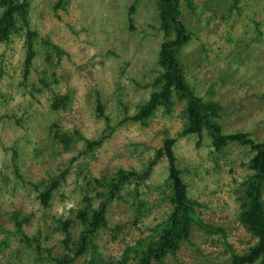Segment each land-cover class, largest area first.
Masks as SVG:
<instances>
[{
    "label": "rangeland",
    "instance_id": "1",
    "mask_svg": "<svg viewBox=\"0 0 264 264\" xmlns=\"http://www.w3.org/2000/svg\"><path fill=\"white\" fill-rule=\"evenodd\" d=\"M27 1L28 27L36 31L38 52L29 78L23 76L27 25L19 23L10 41L0 44V264H38L37 244L32 242L31 247L14 233L13 211L30 216L23 226L29 237L38 236L41 247L52 246L60 255L65 252L62 236L54 228L58 219L71 217L72 237L79 236L82 224L76 212L86 203L87 192H97L89 182L110 178L120 168L141 173L166 137L177 139L176 162L190 197L201 203L198 216L223 232L193 227L190 239L181 242L165 264H225L253 245L255 238L238 218L237 197L241 182L252 173L247 167L249 146L232 143L217 151L207 132L202 138L180 135L186 101L177 96L170 112L159 107L146 125L124 120L155 89L152 82L161 70L158 52L171 38L160 28L157 0H64L57 8L59 0ZM187 1L179 0L180 19L191 35L180 57L189 82L198 95L225 105L221 119L225 132L247 131L263 141L264 0H240L234 10V0H192V6ZM45 40L59 45L65 55L59 58L52 51L47 60ZM66 94L68 105L53 108L55 97ZM99 103L113 128H106L98 116ZM54 124L83 138L65 150L53 138ZM87 141L101 142L89 150ZM66 170L44 208L32 183H49ZM167 178L168 161L163 156L148 178L129 181L122 198L109 203V227L95 239L104 262L116 264L128 245L150 235V229L167 217L171 210ZM102 199L94 198L95 205ZM91 257L87 253L73 264H87ZM128 264H137L135 256Z\"/></svg>",
    "mask_w": 264,
    "mask_h": 264
},
{
    "label": "trees",
    "instance_id": "2",
    "mask_svg": "<svg viewBox=\"0 0 264 264\" xmlns=\"http://www.w3.org/2000/svg\"><path fill=\"white\" fill-rule=\"evenodd\" d=\"M240 0H234L231 10L238 8ZM192 6V0L187 1ZM64 0H59L55 7L62 5ZM157 7L160 17V28L165 36L171 34V38L163 41L158 52L157 62L161 68L158 75L154 78L152 84L155 89L149 97L140 104L139 108L132 115L126 114L124 120H131L146 125L148 120L159 107H164L170 112L174 105V97L184 99L186 105L183 109L185 122L180 135L196 134L202 138L203 134L211 137L212 146L217 151L224 150L232 143L246 145L250 147L252 156L247 163L251 170L246 179L241 182L242 189L237 195L240 201V212L238 218L245 229L255 238V243L248 247L243 253L232 255L231 260L225 264H264V140H257L247 131L237 130L225 132L221 122L225 113V105L221 100L214 98H204L195 93L194 87L188 80L186 68L180 57L181 49L190 41V32L185 23L180 19L181 8L179 0H157ZM29 2L27 0H0V44L10 41L11 36L19 30V23L27 25L25 33L26 55L23 65V76L29 78L32 68L35 64L37 49L35 47L36 31L28 27ZM131 14L134 8L130 9ZM48 48L46 59L50 60L51 53L54 51L59 58L65 55V51L51 40H45ZM264 98V92L261 93ZM69 95L57 96L53 101V108H64L68 105ZM105 107L102 103L97 106L98 116L106 122V128L111 127L110 117L105 114ZM0 117V122H1ZM53 126L56 129L53 132L54 140L64 144L65 150L72 148L75 140L83 138V135L76 132V137L60 130L57 124ZM101 142V141H100ZM99 141H87V148L91 150L93 146L100 144ZM177 139L166 137L161 148L156 150L154 158L149 165L141 172L136 170H126L120 168L110 178L102 176L94 178L89 182L95 187L96 194H85L84 206L77 210L76 218L82 224V230L79 236L72 237L70 226L73 223L71 217L58 219V224L54 231H60L62 236V246L65 252L56 255L53 253V247H41L38 236L29 237L23 226L30 220L29 215L21 216V211H13L10 216V224L15 226V234L20 241L32 247L35 242L34 262L38 264H73L76 259L87 253L92 257L87 264H108L103 261L101 254L97 251L95 239L99 231L109 227L107 218L108 205L116 198H122V191L125 185L132 180L136 182L144 181L150 175L152 166L163 156L168 161L167 184L170 190L169 201L171 210L167 217L159 222L150 230L152 233L139 239L136 244L128 245L124 250L121 259L116 260V264H128L129 260L135 256L137 264H165V258L169 254H176L181 242L189 240L193 227H197L206 233L223 232L222 228H217L207 222H204L197 214V209L201 206L198 200L190 197L188 185L182 178V171L177 165V157L173 150ZM13 167L18 172L19 167L16 158H13ZM67 170L59 177L52 179L49 183H32L39 195L37 196L40 204L48 208L54 190L61 183ZM94 182L98 186L92 184ZM97 187H106L105 191H98ZM103 199L96 206L94 198ZM143 203L139 202V207ZM118 227V226H117ZM116 227V228H117ZM6 228V227H5ZM2 227V230H6ZM48 228H51L48 226ZM45 236L50 239L51 230H48Z\"/></svg>",
    "mask_w": 264,
    "mask_h": 264
}]
</instances>
